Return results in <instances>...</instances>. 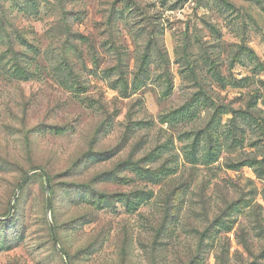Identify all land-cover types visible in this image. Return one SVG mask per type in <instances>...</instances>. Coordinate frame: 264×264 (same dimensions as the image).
<instances>
[{
	"label": "rangeland",
	"instance_id": "rangeland-1",
	"mask_svg": "<svg viewBox=\"0 0 264 264\" xmlns=\"http://www.w3.org/2000/svg\"><path fill=\"white\" fill-rule=\"evenodd\" d=\"M0 264H264V0H0Z\"/></svg>",
	"mask_w": 264,
	"mask_h": 264
},
{
	"label": "water",
	"instance_id": "water-1",
	"mask_svg": "<svg viewBox=\"0 0 264 264\" xmlns=\"http://www.w3.org/2000/svg\"><path fill=\"white\" fill-rule=\"evenodd\" d=\"M45 179V182H46V193H49V190H50V185H49V181H48V178H47V175L44 173V171H40ZM47 212H49V198L47 197V208H46ZM50 231H51V236H52V239L54 241V243H56L55 241V237L53 235V230L52 228L50 227ZM61 254H62V251H59Z\"/></svg>",
	"mask_w": 264,
	"mask_h": 264
},
{
	"label": "trees",
	"instance_id": "trees-1",
	"mask_svg": "<svg viewBox=\"0 0 264 264\" xmlns=\"http://www.w3.org/2000/svg\"><path fill=\"white\" fill-rule=\"evenodd\" d=\"M58 241V240H57ZM65 255L68 257V255L65 253Z\"/></svg>",
	"mask_w": 264,
	"mask_h": 264
}]
</instances>
